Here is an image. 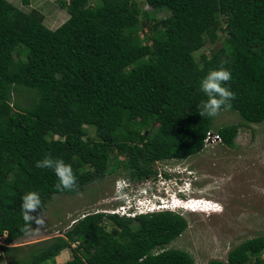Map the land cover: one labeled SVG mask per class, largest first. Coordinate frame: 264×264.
Listing matches in <instances>:
<instances>
[{
  "label": "trees",
  "instance_id": "obj_1",
  "mask_svg": "<svg viewBox=\"0 0 264 264\" xmlns=\"http://www.w3.org/2000/svg\"><path fill=\"white\" fill-rule=\"evenodd\" d=\"M145 2L148 10L140 0H61L69 18L52 29L40 9L0 0V260L25 236V193L39 194L42 208L32 213L39 215L55 194H79L120 169L132 179L154 176L158 161L209 147V132L232 145L243 125L264 122V0ZM219 31L223 44L198 59ZM221 67L231 73L224 86L235 99L220 112H237L243 122L215 130L217 116L198 112L207 100L200 82ZM23 89L32 94L21 100ZM46 155L71 165L76 191L57 190L53 170L36 167ZM75 220L66 237L11 264H51L76 242L63 264H196L188 251L169 247L189 228L185 215L91 211ZM208 264H264V234Z\"/></svg>",
  "mask_w": 264,
  "mask_h": 264
},
{
  "label": "rangeland",
  "instance_id": "obj_2",
  "mask_svg": "<svg viewBox=\"0 0 264 264\" xmlns=\"http://www.w3.org/2000/svg\"><path fill=\"white\" fill-rule=\"evenodd\" d=\"M10 1L28 12L34 8L40 9L46 25L52 29L69 18L68 11L60 4L61 0ZM140 1L145 9L150 8L145 0ZM167 14L162 12L158 16ZM224 36L219 31V38L216 41L208 40L196 52V57L200 59L203 54L211 56L212 51L223 44ZM31 94L23 89L20 99L28 98ZM240 122L243 121L237 112L223 110L217 115L214 126L216 130L218 126ZM88 132L95 136L93 127H88ZM120 158L124 159V156ZM183 162L196 172L199 179L197 185H204L192 195L215 200L223 210L210 215L199 212L205 210L202 204H190L188 208L198 213L185 214L190 222L189 228L169 247L188 251L196 264H208L212 259L227 261L230 250L235 246L264 234V122L243 125L232 145L213 143ZM120 170L88 184L79 194H55L45 212L46 226L36 234L25 235L9 244L13 249L3 252L0 264H11V261L25 257L32 247L48 244L59 236L66 237L64 230L67 226L87 212L116 208L120 203L115 200L120 190L117 184L119 182L118 186H121V179L128 178V171ZM105 222L109 230L114 229L107 218ZM77 246L78 242L63 249L51 264H63L71 259Z\"/></svg>",
  "mask_w": 264,
  "mask_h": 264
},
{
  "label": "clouds",
  "instance_id": "obj_3",
  "mask_svg": "<svg viewBox=\"0 0 264 264\" xmlns=\"http://www.w3.org/2000/svg\"><path fill=\"white\" fill-rule=\"evenodd\" d=\"M230 79L231 73L221 67L209 71L201 80L200 89L207 96V100L202 101L199 106L198 112L202 117H215L222 107H231L230 101L235 99V95L224 86ZM208 145L211 144L208 143ZM183 161L178 159L158 161L159 169L157 168V172L159 173L154 176L141 180L129 177L127 180L125 178L121 179V186H118L119 182L117 184V189L120 190L115 198L116 202L120 203L110 211L103 210L101 212L130 218L164 211L185 215L186 213H198L188 208L192 203H199L196 202L197 199L204 202L203 204L199 203L205 208V210H200V213L211 215L212 213L221 212L223 210L222 206H219L220 204L217 201L192 195L199 192L204 185H201L202 187L197 185L199 179L196 172ZM36 167L53 170L58 178V183L55 185L57 190H77V181L73 169L71 165L66 164L63 160L53 159L46 155L42 160L36 162ZM41 208L42 201L37 192L30 191L22 196L21 212L24 221V225L20 229L22 233L33 235L46 226V213L44 210L39 215H32ZM74 222L76 220H73L66 230L70 229ZM33 223L37 227L33 228Z\"/></svg>",
  "mask_w": 264,
  "mask_h": 264
},
{
  "label": "built area",
  "instance_id": "obj_4",
  "mask_svg": "<svg viewBox=\"0 0 264 264\" xmlns=\"http://www.w3.org/2000/svg\"><path fill=\"white\" fill-rule=\"evenodd\" d=\"M221 136L215 132H209L208 134V137L206 139V142L209 143V144H213V143H217V142H221ZM195 202V201H194ZM196 202H199V203H204L202 202L201 199H197Z\"/></svg>",
  "mask_w": 264,
  "mask_h": 264
}]
</instances>
